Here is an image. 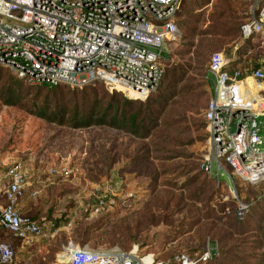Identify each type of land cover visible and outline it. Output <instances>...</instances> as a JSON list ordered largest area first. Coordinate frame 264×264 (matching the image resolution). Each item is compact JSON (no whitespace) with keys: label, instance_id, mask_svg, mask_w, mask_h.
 I'll use <instances>...</instances> for the list:
<instances>
[{"label":"rangeland","instance_id":"obj_1","mask_svg":"<svg viewBox=\"0 0 264 264\" xmlns=\"http://www.w3.org/2000/svg\"><path fill=\"white\" fill-rule=\"evenodd\" d=\"M256 9L250 0H182L176 18L179 33L163 54L165 70L182 73L179 94L166 124L148 139L107 126L59 125L37 116L30 102L29 109L19 108L7 106L0 97V170L18 167L26 178L39 172L60 176L55 191L62 195L59 205H77L66 235L91 250L134 253L148 264H183L186 259L184 264H191L207 251L239 245L246 235L230 228L231 222L237 224L232 211L238 200H260L264 182L253 183L223 163L231 178L218 170L207 174L203 165L212 160V152L202 123L214 89L208 77L214 82L220 71L264 68V33L244 41L240 31L248 14H258ZM250 58L256 62L252 68L234 65ZM11 76L29 96L44 99L49 90L31 86L0 66V78ZM247 85L248 104L264 120V80ZM89 87L88 93L100 95L115 91L99 81ZM63 88L58 97L69 98L72 90L81 94V89ZM262 209L264 203L239 224L248 234L258 226ZM58 235L19 246L20 264H67L65 254L55 263L54 254L64 251L66 240Z\"/></svg>","mask_w":264,"mask_h":264},{"label":"built area","instance_id":"obj_2","mask_svg":"<svg viewBox=\"0 0 264 264\" xmlns=\"http://www.w3.org/2000/svg\"><path fill=\"white\" fill-rule=\"evenodd\" d=\"M250 1L258 14L253 10L241 26L244 41L264 33V0ZM181 4L182 0H0V66L31 86L82 87L99 81L129 98L145 97L158 89L164 76L163 54L179 33L176 18ZM250 80L263 81L264 68L220 71L214 79L204 115L212 152V160L203 165L207 174L216 169L231 178L223 163L253 183L264 180V120L248 104ZM7 177L0 230L26 244L47 236L42 223L17 208L28 178L18 174V167L8 170ZM250 207L238 200V221L246 218ZM48 231L56 233L57 225L52 222ZM212 253L207 251L200 259L206 261ZM63 254L67 264H148L134 253L91 250L74 241L58 257ZM0 264H20L8 241H0Z\"/></svg>","mask_w":264,"mask_h":264},{"label":"trees","instance_id":"obj_3","mask_svg":"<svg viewBox=\"0 0 264 264\" xmlns=\"http://www.w3.org/2000/svg\"><path fill=\"white\" fill-rule=\"evenodd\" d=\"M250 16L251 14H248L246 21L249 20ZM251 60L252 58L243 63L239 59L238 61L236 60L234 65L240 67H244L243 65H245L252 68L256 65V62ZM261 65L264 66V64ZM245 71L247 69L241 68L242 73H245ZM177 73L175 69L165 70L158 89L142 98H129L117 90L112 93L105 92L102 95L94 90L88 93L87 91L91 89L89 85L96 83L93 82L85 84L82 87H71L66 84L55 86L42 85L49 87V90L44 99H41L37 95L29 96L28 93H25L20 80L13 76L4 80L0 78V97L7 106L29 109V104L27 103L30 102L32 107L36 109L34 113L37 116L59 125H69L75 129L107 126L138 139H148L167 122L169 111L172 109L171 104L179 94L180 87L177 86V83L181 79L182 73ZM207 81L211 86L213 85L212 78L208 77ZM63 86L81 89V94L79 95L78 91L75 92V90L68 89L70 91L72 90L68 93L69 98L58 97L59 92L64 91ZM202 129L207 130L206 122L202 123ZM206 137H209V133L206 134ZM12 167L4 168L0 172L6 173ZM216 174L217 170L215 169L213 175ZM221 181L224 182V180ZM262 181L264 182V180ZM23 192L26 195L24 190ZM263 197L264 194H261L260 200L254 202L252 200H244L250 203L251 207L250 212L242 221H238L236 218V202V207L232 211V214L238 225L235 222H231L229 226L233 230V233L246 235L239 242V245L225 248L221 251L213 250L211 258L206 261L200 259L201 256H197L194 259L204 264H264V209L257 215L256 220L258 226L253 234H248L250 230L239 226V224L241 225L248 219L254 210L256 211L259 205H263ZM50 200L51 198H48V201ZM52 207L50 210L53 209ZM70 208V213H73L77 205L71 203ZM20 213L27 218L40 222L36 216H29L22 211ZM49 215L48 219L51 220V214L49 213ZM54 221L56 222L58 220ZM258 247L261 250L255 251Z\"/></svg>","mask_w":264,"mask_h":264},{"label":"crops","instance_id":"obj_4","mask_svg":"<svg viewBox=\"0 0 264 264\" xmlns=\"http://www.w3.org/2000/svg\"><path fill=\"white\" fill-rule=\"evenodd\" d=\"M61 181L62 178L60 176L54 175L51 172H39L34 176L28 178V183L23 189L26 192V195L23 192L24 195H22L18 199L17 208L20 212L22 211L29 216H36L39 219L40 223H42L47 230L46 237H53L58 233L59 235L64 234L66 238V240L64 241V245L66 246L69 241L74 240L70 236L66 235L69 232L70 226L72 225L70 220V205L61 207L59 205V201L62 200V195L55 193ZM8 185L9 181L7 172H0L1 205L7 204L5 189ZM48 198H51V200L48 201ZM71 203L73 202H70V204ZM51 207L53 208L52 210H50ZM49 213L51 214V220L48 219V216H50ZM54 220L58 221L55 222ZM52 222H54L58 227V231L56 233H51L50 231H48L49 225ZM0 241H8L12 243L15 246L16 250H18L19 246H21L22 248H24L25 246L30 247V244H26L25 242L15 237L12 233L4 230H0ZM62 248L63 247H61L60 250ZM59 254H62V251H57L54 254L55 263L61 261V259L58 257Z\"/></svg>","mask_w":264,"mask_h":264},{"label":"bare ground","instance_id":"obj_5","mask_svg":"<svg viewBox=\"0 0 264 264\" xmlns=\"http://www.w3.org/2000/svg\"><path fill=\"white\" fill-rule=\"evenodd\" d=\"M131 94H138V93H136L135 91H131Z\"/></svg>","mask_w":264,"mask_h":264},{"label":"water","instance_id":"obj_6","mask_svg":"<svg viewBox=\"0 0 264 264\" xmlns=\"http://www.w3.org/2000/svg\"><path fill=\"white\" fill-rule=\"evenodd\" d=\"M260 179H258V180H255V182H258Z\"/></svg>","mask_w":264,"mask_h":264}]
</instances>
